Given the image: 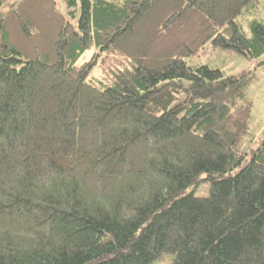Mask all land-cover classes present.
<instances>
[{
	"label": "trees",
	"instance_id": "16d2710c",
	"mask_svg": "<svg viewBox=\"0 0 264 264\" xmlns=\"http://www.w3.org/2000/svg\"><path fill=\"white\" fill-rule=\"evenodd\" d=\"M64 2L0 0V264H264L254 74L185 60L263 55L259 0Z\"/></svg>",
	"mask_w": 264,
	"mask_h": 264
},
{
	"label": "rangeland",
	"instance_id": "374dc122",
	"mask_svg": "<svg viewBox=\"0 0 264 264\" xmlns=\"http://www.w3.org/2000/svg\"><path fill=\"white\" fill-rule=\"evenodd\" d=\"M56 3V9L60 12L65 13V2L64 0H53ZM19 0H7V6L3 10H6L10 4H17ZM259 5L254 12V15L247 14L241 17L242 26L245 31H249L248 22L252 18L257 20H264V0H259ZM93 50L86 52L80 59H89V55ZM190 65H203L206 64L211 68H218L224 74L237 75L241 73L252 72L253 78L249 82V87L247 88L246 95L252 100V112L251 119L249 122V133L244 138L243 148L248 149V151H254L253 149L262 141L264 135V54L259 57H243L239 54H235L230 51H223L219 49L211 50L210 47H203L199 50V53L185 59ZM193 190L195 196H206L209 190V181L200 180V182L189 187ZM172 256L171 254H163L158 259H156L151 264H170Z\"/></svg>",
	"mask_w": 264,
	"mask_h": 264
},
{
	"label": "water",
	"instance_id": "95a60500",
	"mask_svg": "<svg viewBox=\"0 0 264 264\" xmlns=\"http://www.w3.org/2000/svg\"><path fill=\"white\" fill-rule=\"evenodd\" d=\"M252 153H254V151H252Z\"/></svg>",
	"mask_w": 264,
	"mask_h": 264
}]
</instances>
